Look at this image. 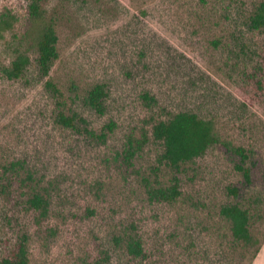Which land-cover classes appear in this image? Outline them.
Listing matches in <instances>:
<instances>
[{
    "label": "rangeland",
    "instance_id": "obj_1",
    "mask_svg": "<svg viewBox=\"0 0 264 264\" xmlns=\"http://www.w3.org/2000/svg\"><path fill=\"white\" fill-rule=\"evenodd\" d=\"M262 1L46 0L60 57L44 78L25 40L29 0H0V13L11 9L18 18L0 41V64L10 65L18 52L31 57L20 80L0 71V188L10 184L8 196L0 190V259L27 235L30 264H95L104 253L107 264H253L258 246L236 243L220 209L233 202L251 209V230L263 239L264 30L249 26ZM49 79L97 133L117 124L105 143L55 123ZM98 83L109 90L104 116L83 102ZM146 92L158 106H144ZM184 111L212 120L223 141L250 152L251 186L235 169L239 159L217 145L178 173L160 168L164 185L174 174L180 179L177 202L148 200L142 179L154 181L162 147L152 139L129 168L121 157L126 138H139L143 127L151 133V118ZM18 161L20 178L6 174ZM28 172L35 183L22 184ZM229 187L239 188L240 198ZM43 189L51 198L46 218L26 204ZM131 225L146 258L114 242Z\"/></svg>",
    "mask_w": 264,
    "mask_h": 264
},
{
    "label": "trees",
    "instance_id": "obj_2",
    "mask_svg": "<svg viewBox=\"0 0 264 264\" xmlns=\"http://www.w3.org/2000/svg\"><path fill=\"white\" fill-rule=\"evenodd\" d=\"M46 0H29L28 19L30 29L27 31L25 40L31 50L37 54L36 63L39 73L44 78H49L55 62L59 59L58 50L59 37L53 18H48L47 12L43 7ZM17 16L11 9H5L0 13V41L4 39L5 34L12 31L17 23ZM249 26L252 30H264V0L260 2L250 17ZM31 65V57L28 52H18L10 65H1V74L9 81L20 80L25 77L28 67ZM46 89L56 99L55 123L63 128L71 129L83 134L100 143H105L108 136L117 128V124L110 121L106 124L100 133L94 131L83 116L71 108H67L63 100V94L58 86L52 80L46 81ZM109 97L108 86L104 83H98L90 87L84 97V105L100 116H104L107 111L106 101ZM140 99L147 108L158 106L157 99L146 92ZM166 113V110H165ZM169 114V113H167ZM169 119H149L146 125H151V133L142 128L141 136L138 138L134 133L127 136L124 149L121 152L123 162L130 168L134 166V158L144 150L145 146L153 139L162 147V153L159 155V167L153 170L155 175L144 177L142 179L145 193L151 203L173 204L182 197L180 179L173 175L169 184L164 185L159 180V170L161 167H167L178 173L186 164H191L196 159L204 156L206 152L217 145L222 146L228 154L239 159L235 164V169L242 174L245 186L249 187L253 183L252 168L247 166L251 160V154L244 147L233 145L231 142L223 141L219 136L215 123L212 120H205L192 112H179L168 115ZM20 161L10 164L4 168L6 174L9 172L19 175L24 165ZM10 180V179H9ZM25 182L35 183L32 173L28 172ZM9 185H2L0 190L5 195H9ZM228 193L236 199L240 198L241 190L237 187H229ZM26 204L29 210L39 213L40 218H46L50 211L51 198L50 193L43 191L34 192L27 199ZM249 207L250 204H247ZM221 216L231 225V232L236 243H243L246 246H258L254 258H256L261 245L264 241L257 239L252 230L251 224L255 219L251 209L246 208L240 202L222 206ZM117 247H124L128 255L134 259L146 258L143 242L136 233V226L131 225L129 230L117 235L114 238ZM110 260L108 253L95 264H107ZM0 264H30L28 250V236L22 235L14 249L8 256L0 259Z\"/></svg>",
    "mask_w": 264,
    "mask_h": 264
},
{
    "label": "crops",
    "instance_id": "obj_3",
    "mask_svg": "<svg viewBox=\"0 0 264 264\" xmlns=\"http://www.w3.org/2000/svg\"><path fill=\"white\" fill-rule=\"evenodd\" d=\"M253 264H264V244L261 247V250H259L256 258L254 259Z\"/></svg>",
    "mask_w": 264,
    "mask_h": 264
}]
</instances>
